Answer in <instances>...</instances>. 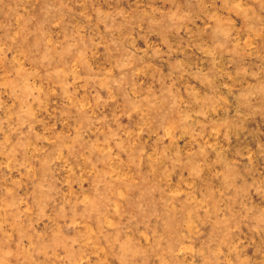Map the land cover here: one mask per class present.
I'll return each mask as SVG.
<instances>
[{"label": "rangeland", "instance_id": "1", "mask_svg": "<svg viewBox=\"0 0 264 264\" xmlns=\"http://www.w3.org/2000/svg\"><path fill=\"white\" fill-rule=\"evenodd\" d=\"M0 264H264V0H0Z\"/></svg>", "mask_w": 264, "mask_h": 264}]
</instances>
